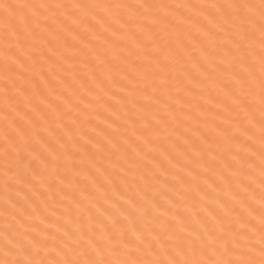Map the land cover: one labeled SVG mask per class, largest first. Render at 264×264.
<instances>
[{
    "label": "snow or ice",
    "instance_id": "obj_1",
    "mask_svg": "<svg viewBox=\"0 0 264 264\" xmlns=\"http://www.w3.org/2000/svg\"><path fill=\"white\" fill-rule=\"evenodd\" d=\"M0 264H264V0H0Z\"/></svg>",
    "mask_w": 264,
    "mask_h": 264
}]
</instances>
